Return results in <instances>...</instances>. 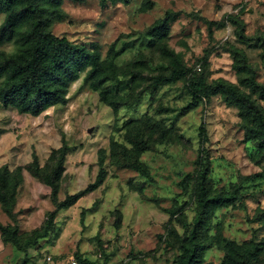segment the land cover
Listing matches in <instances>:
<instances>
[{
  "label": "rangeland",
  "instance_id": "374dc122",
  "mask_svg": "<svg viewBox=\"0 0 264 264\" xmlns=\"http://www.w3.org/2000/svg\"><path fill=\"white\" fill-rule=\"evenodd\" d=\"M62 9L65 18L54 23V34L87 47L95 44L101 57H112L121 76L130 80L128 98L132 101L138 92L140 98L113 110L84 84L82 75L70 84L65 104L37 116L0 103V167L11 171L20 167L22 174L12 207L15 220L0 203V222L16 221L21 234L39 228L45 213L54 208L50 188L31 175L28 165L35 161L47 171L51 151L66 143L61 200L95 180L99 151H104L102 184L56 213L48 236L29 247L26 264H69L71 255L99 264L105 259L106 264H178L177 237L184 235V228L177 217L190 223L194 215V176L201 146L210 159L212 188H237L240 195L234 205L214 213L209 235L222 234L228 241L224 247L207 249L203 263L233 264L227 258L231 245L253 242L261 247L258 264H264V153L255 140L245 139L238 109L220 95L186 109L192 72L207 80L223 78L239 84L235 65L245 56L264 84V0H128L104 6L99 0H63ZM3 18L0 13V24ZM160 19H165L168 32L153 42L148 31ZM241 30L245 37L238 36ZM16 49L11 41L0 44V82L7 57ZM168 51L191 72L151 91V78L170 67ZM144 115L163 120L169 130L165 142L140 154L149 179L110 159L111 141L130 147L125 123ZM202 124L206 140L200 137ZM170 210L176 216L171 217ZM22 257L2 241L0 232V264H21Z\"/></svg>",
  "mask_w": 264,
  "mask_h": 264
},
{
  "label": "trees",
  "instance_id": "16d2710c",
  "mask_svg": "<svg viewBox=\"0 0 264 264\" xmlns=\"http://www.w3.org/2000/svg\"><path fill=\"white\" fill-rule=\"evenodd\" d=\"M82 1V0H73ZM106 4L126 3L128 0H99ZM63 0H0V13L4 15L0 24V44L14 42L17 49L7 57L4 77L0 82V103L3 107L15 108L19 113L37 116L48 108L65 104L70 84L83 75V82L98 92L103 101L113 110L137 102L138 92L133 100L128 98L130 80L121 76L112 57L102 58L95 44L87 47L54 34L52 27L55 22L65 18L62 9ZM230 20L238 24L234 18ZM153 42L164 38L168 32L165 19H160L148 31ZM238 36L245 37L243 31ZM264 44V37L262 38ZM113 52V48L110 49ZM115 52L112 55L115 56ZM171 64L167 72H160L151 78L149 89L155 90L185 77L191 69L183 64L174 52L168 51ZM243 55V54H242ZM239 84L223 78L207 80L202 74L192 72L188 86L191 101L186 109L196 107L203 99L220 95L223 102L238 109L241 117V128L246 140H255L259 150L264 153V84L256 79V73L242 56L240 63L235 65ZM242 86V87H241ZM185 109V110H186ZM184 110V111H185ZM125 140L130 144L112 140L111 161L118 167L129 168L140 175L151 178L148 168L140 161V154L152 148L157 142H165L169 130L163 120L144 115L139 119H131L125 123ZM200 137L206 140L204 125H200ZM68 151L66 143L51 151L49 169L43 170L33 161L28 165L31 175L39 178L50 188V198L54 208L45 213L43 224L30 234H21L18 225L2 224L0 232L2 241L9 243L23 253L21 264L27 263V251L39 239L48 236L54 224L56 213L74 205L83 195L99 187L105 177L103 168L104 151H99V166L95 180L84 189L75 193H67L58 199L60 180L64 172V161ZM210 159L202 146L197 157V169L194 176L195 211L190 223L177 217L184 228V235L178 238V264H204V252L218 244L224 247L228 239L219 234L210 236V223L216 210L234 205L240 198L237 188L216 191L212 188L209 176ZM189 175L185 176V180ZM22 182L21 168L9 170L6 165L0 167V203L11 219L15 220V196ZM170 216L177 212L169 211ZM83 219V213L81 220ZM261 247L253 242L231 245L227 258L233 264H258ZM77 264H99L86 257L77 255ZM106 264V259L102 262Z\"/></svg>",
  "mask_w": 264,
  "mask_h": 264
},
{
  "label": "built area",
  "instance_id": "2783aa9c",
  "mask_svg": "<svg viewBox=\"0 0 264 264\" xmlns=\"http://www.w3.org/2000/svg\"><path fill=\"white\" fill-rule=\"evenodd\" d=\"M68 263H69V264H77V259L74 257V255H71V256L68 258Z\"/></svg>",
  "mask_w": 264,
  "mask_h": 264
}]
</instances>
